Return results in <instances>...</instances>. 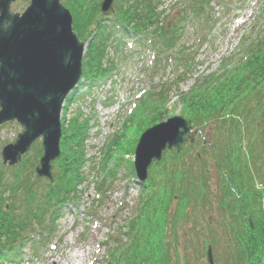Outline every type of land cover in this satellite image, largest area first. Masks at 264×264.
I'll return each instance as SVG.
<instances>
[{"label":"rangeland","instance_id":"rangeland-1","mask_svg":"<svg viewBox=\"0 0 264 264\" xmlns=\"http://www.w3.org/2000/svg\"><path fill=\"white\" fill-rule=\"evenodd\" d=\"M60 1L65 5L70 4V0ZM85 1L88 3L90 0ZM117 2L119 7L138 10L139 16L133 20L144 25L146 31L140 33L132 28L135 32L130 34L120 21L116 20V23L114 19L118 17H115V12L109 16L103 15L108 37L104 42V64L109 67V71L91 84L82 79L84 86L67 107V101L64 105L67 120L79 115L81 120L88 122L84 142L85 160L81 168L84 179L75 187L76 199L62 208L53 224L43 221L46 212L41 200L36 201L35 198L29 207L23 201L25 189L16 193L9 189L16 187V175L21 181L22 177H30L33 171L40 168L42 139H37L28 153L11 165L3 160L4 147L15 144L25 128L16 120L0 124V177L2 175L4 183L0 181V197L5 200V205L12 206L15 223H27L23 228L21 239L24 243L18 256H14L13 252L10 255L12 259L5 264L120 262L116 257L118 254L115 256L113 253L117 248L116 243L120 246L129 245L130 239L135 237L132 231L127 235L129 227L126 225L138 214L143 201L141 185L137 184L139 180L133 177L134 152L143 133L137 108L147 103L152 96L150 103L155 108H158V104L165 105L158 110L160 122L176 115L188 120L183 108V97L200 87L201 83H211L214 78L221 79L226 72L224 70L235 67L240 59H245V54L252 47L261 45L264 40V0H116L115 7ZM29 3L30 0L13 1L10 13H22ZM197 3H206L208 6H203L204 11H201L195 6ZM185 9L187 13L183 12ZM151 10L154 13L151 18L158 21L156 28L145 22L150 18ZM157 99L158 102H155ZM155 108L144 110L143 117H151ZM245 109L248 112L252 110L249 106ZM130 117L132 120L129 122ZM251 118L252 115L237 119L239 126L232 128L235 133H229L227 127H221V120L195 121L194 124L188 120L195 141H185L179 153L175 149L169 150L181 154V158L174 159L171 152H163L159 162L163 161L166 152L169 158L163 169L165 182L172 180L174 172L184 169L188 175L186 185L191 191L197 189L201 198L205 197L204 202L192 199L186 215L182 218L179 216L180 220L174 226L166 227L164 241H168L169 246L163 249L167 250L165 258L168 264H208L209 247L216 264L248 263L247 258L241 256L242 259L239 254L241 234L237 231L238 221L235 222L234 216L238 208L232 210V215L230 210L220 207L219 173L223 171L219 169L215 155L220 151L219 156L224 159L228 145L231 147L228 157L233 155L235 151L232 147L238 141L235 135L243 139L244 157L250 152L248 148L255 143L256 168L252 167V177L249 175V180L244 177L243 182L248 181L252 189L264 192V150L253 137ZM154 125L157 123H151L144 131ZM106 155H112L109 167L105 166ZM151 170L148 177L153 175L160 178L163 173L158 168ZM51 171L55 173V168L52 167ZM235 180L234 192L245 195L247 188L237 186L238 181ZM44 185L42 181L41 186ZM37 187L32 184L30 191L34 188L36 191ZM48 189L45 185V193ZM178 197L180 190L174 193V201L169 207L170 219L174 218L172 215L177 209ZM231 199L224 198L221 204ZM261 206L264 208V202ZM44 229L51 234L47 238L40 237L43 234H35L34 239L28 236L30 231L34 233L35 230Z\"/></svg>","mask_w":264,"mask_h":264},{"label":"trees","instance_id":"trees-1","mask_svg":"<svg viewBox=\"0 0 264 264\" xmlns=\"http://www.w3.org/2000/svg\"><path fill=\"white\" fill-rule=\"evenodd\" d=\"M69 3L66 6L70 8L73 14V27L76 34L81 40L89 42L83 60V73L86 82L91 84L100 76L106 75L109 71V67L104 64V42L108 39L106 37V26L103 23V20L106 18L101 14L100 5L97 0H90L88 3L85 0H70ZM206 3H197L195 6L204 11L203 6L204 8L208 6ZM195 6L192 5L194 9L196 8ZM183 12L187 13L188 11L185 9ZM138 16V10L119 7V3L117 2L115 17L119 19L116 18L114 20L120 21L128 32L134 33V30H138V32L144 33V30L146 31V28H143L144 25L134 22L133 19H137ZM151 16H154L153 11L150 18H147L145 22L147 25H154L156 28L158 21H153ZM167 45L169 46V42ZM237 63V67H232L229 71L224 70L226 72L221 79L214 78L211 83L208 82L209 84L201 83L200 87H197L183 97V108L184 112L187 113L185 117L193 124L195 121L208 122L212 120L213 122H218L221 120V127H227V132L235 133L232 128L239 126L237 119H246L252 115L253 137L257 143L261 144L264 150V40L261 45L256 44L252 47L245 54V59H240L239 63ZM83 86L84 81L68 97L66 107ZM162 93L164 94L165 92ZM160 94L161 91L158 92V95ZM151 99L152 96L148 99V104L143 103L136 111L141 116L139 122L141 132L148 125H151V123H161V114L158 110L165 105L164 103L163 106L158 104L156 106L158 108H155L150 103ZM158 99L155 102L160 103L159 96ZM248 106L252 108L250 112L245 109ZM148 108H155V111L151 117L146 119L143 117V113ZM65 114L62 123L61 155L53 163L55 173L53 171L52 177L49 179L37 176L32 177L30 175V177H22L21 181H19L16 175V187H13V189L9 187L13 193L25 189L26 196L23 198V201L29 207L35 202V198L36 201L41 200V206L46 212L43 216V221L45 220L47 224H53L59 218L62 208L76 199L75 187L84 179L81 168L85 160L84 142L87 138L88 122L85 119L81 120L79 115L67 120ZM130 120H132L131 117L128 118L129 122ZM255 124L257 128H255ZM235 136H237L238 141L232 147L233 152L235 151L233 155L228 157V153L231 150L230 145H228V153L224 159L221 158L222 156H219L220 151L216 152L217 154L215 155L218 167L223 171L219 173L221 202L224 198H233L228 203L223 202L221 204L220 202V207L226 211L230 210L232 215H234V211L232 212V210L238 208L234 216L236 217L235 222L238 221L237 231L241 234L239 235L238 243L241 249L239 252L240 257L247 258V264H264V208L261 206V203L264 202V192L252 189V186L248 185V181L247 183L243 182L244 177H247L249 180L252 167L256 168L255 160L257 159V155L254 156L255 143L248 148L250 152L244 157L242 155L244 148L243 139L238 135ZM171 153L174 159L177 157L181 158L182 156L181 154H176L174 151ZM167 155L168 153L164 156L162 162L154 164L151 169L155 168L157 170L158 168L163 172L169 161ZM106 156L105 166L109 167V162L113 160L112 155ZM164 174V172L161 173L160 178L153 175L149 176L148 180L141 185L143 201L139 206L140 211L135 217L130 219L127 225L129 230L126 231L127 235H130L129 232L132 231L135 237L130 239L131 245L120 246L118 242L116 243L117 248L113 253L115 256L118 254L116 257L119 258L120 262L115 261L114 264H168L165 258L167 250L163 249L169 246L168 241H164L166 227L174 226L183 215H186V209L191 205L192 199H195L197 202L198 199H201V202H204L205 197L201 198V194L197 192V189L191 191V188L189 189L186 185L188 175L184 169L174 172L171 177L172 180H167L166 182L163 179ZM250 177L252 176L250 175ZM235 179L238 181L237 186L242 189L247 188L245 195L240 192H234ZM42 181L49 188L46 193L45 185L41 186ZM32 184L38 186L36 191L35 188L30 191ZM179 190L180 197L177 198L179 199L177 209L174 215H172L174 218L170 219L169 207L174 201V193ZM147 193H151V198ZM181 196H183L182 201ZM247 197L250 199L246 200ZM8 205L7 211L5 200L1 199L0 264H5L7 260L12 259L10 255L13 252L15 253L14 256H18L19 250L24 243L21 239L23 228L27 226L26 222L20 224L14 222L12 206ZM24 212L26 216L25 209ZM33 212L37 214L36 210ZM36 216L39 215L37 214ZM24 220L26 219L24 218ZM16 227L18 228L16 229ZM43 232L40 233L43 234ZM30 233L32 232L30 231ZM128 255L130 256L129 258Z\"/></svg>","mask_w":264,"mask_h":264},{"label":"water","instance_id":"water-1","mask_svg":"<svg viewBox=\"0 0 264 264\" xmlns=\"http://www.w3.org/2000/svg\"><path fill=\"white\" fill-rule=\"evenodd\" d=\"M12 1L0 0V124L17 120L25 131L4 147L3 156L15 164L42 136L44 155L37 171L50 176L51 161L61 153L63 105L81 78L85 45L60 0H31L22 14L10 13ZM114 3L102 0V13L110 15ZM192 133L181 115L145 130L134 155L137 178L145 181L151 163L160 161L165 150L180 152ZM208 260L214 264L211 247Z\"/></svg>","mask_w":264,"mask_h":264},{"label":"flooded vegetation","instance_id":"flooded-vegetation-1","mask_svg":"<svg viewBox=\"0 0 264 264\" xmlns=\"http://www.w3.org/2000/svg\"><path fill=\"white\" fill-rule=\"evenodd\" d=\"M207 261H208V256H207ZM208 264H210V263H208ZM215 264H216V262H215Z\"/></svg>","mask_w":264,"mask_h":264}]
</instances>
